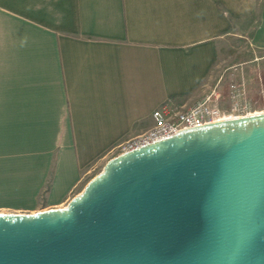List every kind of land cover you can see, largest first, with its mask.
Segmentation results:
<instances>
[{
  "label": "crops",
  "instance_id": "1",
  "mask_svg": "<svg viewBox=\"0 0 264 264\" xmlns=\"http://www.w3.org/2000/svg\"><path fill=\"white\" fill-rule=\"evenodd\" d=\"M258 3L0 0V212L65 207L157 108L196 103Z\"/></svg>",
  "mask_w": 264,
  "mask_h": 264
},
{
  "label": "water",
  "instance_id": "2",
  "mask_svg": "<svg viewBox=\"0 0 264 264\" xmlns=\"http://www.w3.org/2000/svg\"><path fill=\"white\" fill-rule=\"evenodd\" d=\"M0 264H264V112L120 153L65 207L0 212Z\"/></svg>",
  "mask_w": 264,
  "mask_h": 264
},
{
  "label": "rangeland",
  "instance_id": "3",
  "mask_svg": "<svg viewBox=\"0 0 264 264\" xmlns=\"http://www.w3.org/2000/svg\"><path fill=\"white\" fill-rule=\"evenodd\" d=\"M242 78L255 110L264 112V0H259L254 14L231 18V30L218 42L216 60L206 81L209 85L202 97L219 84L221 104L227 107L230 85Z\"/></svg>",
  "mask_w": 264,
  "mask_h": 264
},
{
  "label": "built area",
  "instance_id": "4",
  "mask_svg": "<svg viewBox=\"0 0 264 264\" xmlns=\"http://www.w3.org/2000/svg\"><path fill=\"white\" fill-rule=\"evenodd\" d=\"M221 102L222 94L217 84L210 93L190 107H181L172 101L163 104L153 112L154 125L144 133L120 144L118 154L174 135L181 130L259 113L247 93L243 78L230 85L229 105L223 107Z\"/></svg>",
  "mask_w": 264,
  "mask_h": 264
},
{
  "label": "trees",
  "instance_id": "5",
  "mask_svg": "<svg viewBox=\"0 0 264 264\" xmlns=\"http://www.w3.org/2000/svg\"><path fill=\"white\" fill-rule=\"evenodd\" d=\"M50 188V181L48 182V184L46 185L44 192H46L48 189Z\"/></svg>",
  "mask_w": 264,
  "mask_h": 264
}]
</instances>
